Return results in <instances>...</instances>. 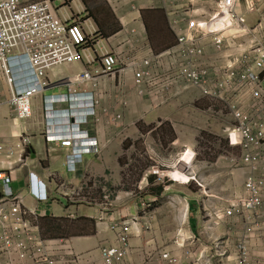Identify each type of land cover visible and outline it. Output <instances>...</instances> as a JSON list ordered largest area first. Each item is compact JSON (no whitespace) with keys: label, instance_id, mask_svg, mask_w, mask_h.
<instances>
[{"label":"crops","instance_id":"0c3cea01","mask_svg":"<svg viewBox=\"0 0 264 264\" xmlns=\"http://www.w3.org/2000/svg\"><path fill=\"white\" fill-rule=\"evenodd\" d=\"M257 1L258 9L252 12L247 8L248 0H241L238 7V12L246 19V32L242 30L227 33L221 49H217L210 40L201 42L206 47L205 54L200 57L203 64L222 68L242 52L252 54L255 52L254 48L264 43V0ZM103 2L118 22V29L110 35L102 36L93 18L87 16L83 24L86 26L92 22L97 30L91 49L96 56L95 61L87 65L85 60H77L49 69L46 74L48 85L31 98L30 116L21 118L13 112L8 103L9 86L0 73V142L18 146L23 152L26 149L23 162L17 161L13 168L7 169L12 175L10 187L13 192L21 195L26 206L35 210L36 216L32 219L38 220L42 237H64L77 252L88 255L90 260L98 264L102 259L101 249L118 244L115 233L106 226L111 221V216L117 214L115 215L117 217L118 213L126 219L134 217L136 221L132 226L127 254L122 262L114 264H191L185 253L192 243L199 240L197 230L204 225L198 216L204 204L198 198L197 191L192 190L193 179L188 182L169 180L166 183H159L154 174L148 173V167L161 163L171 171L184 170L188 176H196V173L200 176L205 174L207 178H215L214 184L209 187L210 191L211 186L215 192H222L229 185L237 186L238 190L234 192H238L241 185L244 189V179L247 176L252 175L256 178L262 176V164L251 168L250 164L240 162V151L237 154L218 153L212 159H205L198 156L193 147L201 133L217 135L226 133L225 127L231 124L233 119L227 108V100L239 103L253 117L262 116L261 119H264V104L253 96L252 88L248 87L227 90L225 99H212L201 95L194 87H189L169 93L164 102L153 106V96L149 93L141 94L134 83V68H141L144 58H151L152 54H155V64H151V69L156 73L166 72L175 63L177 57L167 51L176 43V36L171 27L173 20L178 19L185 28L186 21L183 17L186 15L196 19L208 17L215 10V0H103ZM84 6L85 3L81 4L79 0H75L64 10L70 12L72 16L81 18L88 13L85 12ZM157 9L164 10L162 15L156 11ZM84 12L85 14H82ZM150 12L151 14L147 15ZM155 12L160 18L159 21ZM161 28L164 29V33L168 31L171 34L172 41L169 42L163 33L162 40L159 41L158 35L153 45L150 36L153 32L155 35V29L163 31ZM101 45L116 52L120 59L119 66L126 65V69L114 75L102 76L94 87L88 82L76 86L77 82L74 79L70 81V77L86 68L101 66L98 56ZM70 86H76L78 91L93 92L98 100L96 113L89 115L86 122L80 125L81 129L96 138L98 148L93 145L89 150L82 152L81 159L76 155V148L74 150L73 147L63 146L58 139L49 136L52 129L49 127L52 119L47 112L49 96L66 94ZM54 105L55 108L62 109L69 107V102L56 101ZM75 120L76 116L72 118V121ZM58 126L57 133L61 131L63 134L67 129ZM160 138L164 141L161 142ZM136 142H151L155 145L153 162L146 166L138 165L139 173L135 187L140 189L136 193L142 195L137 197L133 194L134 190H131L123 180V169L129 159L125 154L129 148L135 147ZM158 142L167 145L158 148ZM127 143H130L129 148L126 147ZM226 143L232 149H240L230 145L228 138ZM182 146L194 152L192 161L181 158L184 151L180 153L178 151L174 155ZM262 151L264 153V145ZM261 160L263 161L264 157ZM173 161L177 162V167L170 165ZM208 161L210 165L203 163ZM4 165L7 167L8 163L4 162ZM34 173L48 182L46 189L41 185H38V188L45 191L49 189V200H38L30 194L29 188L34 189V185L30 184V177ZM92 176L102 177L106 187L115 188L111 198L114 203L112 207L118 206L120 211L108 212L103 206L108 205V202H91L90 198L93 197L91 187L87 194L84 193L78 198V202H73L68 197L72 190L83 185V182ZM199 182L197 183L201 187L200 192L203 191V187L207 190L206 185ZM157 183L163 187L159 196H171L172 200L155 207V200L158 197ZM2 187L3 183L0 180V190ZM102 189L106 188L103 186ZM261 191L264 195V186ZM143 203L150 206H142ZM192 204L196 209H192ZM187 206L189 215L186 220L180 221V210ZM64 217L71 218L68 221L75 220L81 225H84L85 221H90L96 224L95 230L92 228L90 232H85V229H82V232L72 233L65 229V232L61 231V234H58L52 229L47 230V234L44 233L46 221L51 219L64 223L60 220ZM161 218H165L164 222ZM210 220L212 227L219 226L213 224L212 218ZM253 220L258 225L256 231L245 238L244 228L238 232L233 228L232 240L235 246L237 240L244 237L252 264H264V214ZM167 222L172 226L170 229L166 227ZM163 251L178 257V261L170 262L168 258H163ZM232 263L236 264L235 255Z\"/></svg>","mask_w":264,"mask_h":264},{"label":"built area","instance_id":"2783aa9c","mask_svg":"<svg viewBox=\"0 0 264 264\" xmlns=\"http://www.w3.org/2000/svg\"><path fill=\"white\" fill-rule=\"evenodd\" d=\"M74 1L0 0V73L9 86L8 103L21 118L31 115V98L48 85L46 74L49 69L77 60H85L87 65H91L96 59L91 51L97 35L94 24L91 22L85 26L64 10L68 8V3ZM248 1L249 12L258 9L257 0ZM215 2V10L208 17H183L185 28L178 19L173 20L171 27L176 43L167 51L177 59L169 70L156 73L151 69V64H155V54L151 58H144L141 68H134V83L141 94L153 96V106L164 102L169 93L189 87L198 88L213 99H225V92L229 89L248 87L252 88L253 96L264 104V43L254 48L252 54L242 52L222 68L205 65L200 60L206 50L202 41L210 40L217 49H221L227 33L246 32L245 16L238 12L241 0ZM100 49L98 56L101 66L86 68L69 78L77 82L76 86L88 82L94 87L102 76L114 75L126 69V65L119 66L120 59L116 52L103 45ZM215 74L217 76L213 77ZM76 86H70L66 94L49 96L47 112L52 119L49 136L58 139L63 146L77 149L76 155L79 156L93 145L98 148L96 138L80 127L89 115L96 113L98 100L93 92L78 91ZM56 101L69 102V107L55 108ZM226 103L235 119L234 123L225 127L228 142L240 148V162L250 164L251 168L262 164V176L260 179L247 176L244 181L246 195L233 201L229 207L217 210L212 221L215 225H223L225 217L247 210L243 223H238L244 228V237L247 238L258 227L253 220L258 211L264 214V195L261 191L264 186V160H261L264 157V119H261L262 116L253 117L235 101L227 100ZM75 116L76 120L72 121ZM57 125L58 128L66 127V131L57 133ZM187 151L184 150L181 158ZM22 155L23 149L18 146L0 142V180L3 183L0 190V264H98L90 260L88 255L77 252L64 237H42L38 220L32 219L36 216L35 210L26 206L21 195L10 187L12 175L7 169L13 168L17 161L23 162ZM4 162L8 163L7 167ZM170 165L177 167V162L173 161ZM168 169L164 164L155 163L148 167V173L154 174L158 181H179L170 174L174 170ZM188 177L185 181L193 179L199 182L194 175ZM30 183L34 185V189L29 188L33 197L49 200L48 192L38 188L36 178L32 175ZM148 206V203L145 204V207ZM180 213L188 217L189 207L181 209ZM135 221L136 218L130 217L111 225L118 244L101 249L99 264L123 261ZM234 224H231L232 227ZM244 237L233 245L232 260L235 255L236 264H252ZM162 257L168 258L170 262L178 261V257L171 256L167 251L162 252Z\"/></svg>","mask_w":264,"mask_h":264},{"label":"rangeland","instance_id":"374dc122","mask_svg":"<svg viewBox=\"0 0 264 264\" xmlns=\"http://www.w3.org/2000/svg\"><path fill=\"white\" fill-rule=\"evenodd\" d=\"M87 1H88V3H87L88 5L85 4L86 7L84 6L85 7L84 10H85V12H88V13L86 14L85 17H82L81 19H78L79 16L74 15L73 16L74 18L77 17L76 21L82 23L87 16H90L95 21V23L99 29V33L102 36L110 35L113 32H115L118 29L117 28L118 22L116 21L114 15L109 10L108 6L103 2V0H87ZM79 2L81 4H84L83 0H79ZM68 5H70V4L68 3ZM156 11H158L159 14H161V15L164 12V10H162V9H157ZM85 12L82 14H85ZM161 26H162V23H161ZM161 29L163 31H159V37H160L159 41L162 40V35L164 33V29L163 28H161ZM166 36L168 37L169 42H171L172 36L168 31H166L164 33V37H166ZM215 76H217V75L216 74L213 75V77H215ZM195 89L198 90V92L201 95L206 96V97H210V96L202 93L198 88H195ZM229 113H230V111H229ZM231 116H232V114H231ZM232 118L233 119L232 120L230 119V120L232 123H234L235 119L233 116H232ZM222 132L224 133L223 130H222ZM225 138H226V133H224L223 135L210 134V133L202 134L201 133V135L198 136L197 143L195 144L193 149L195 150V152L197 153L198 156H201V158H205V159H212L218 153H223V154H228L230 152H233L234 154L239 153L240 149H236V148L232 149L229 145H227V143H226L227 138L226 139ZM160 140H161V142L164 141L163 138H160ZM130 143H127L126 147L129 148ZM166 145H167L166 143H164L162 145L160 142H158V148L166 147ZM25 150H24V152H25ZM184 150H185V147L182 146L177 151L174 152V155L178 151L180 153ZM24 152L22 155V159H24ZM127 152L128 153L125 154V156L129 157V159L126 162L127 165L123 169V174H124L123 180L127 183V186L129 188H131V190H134L133 194L135 197H137V196L142 195V194H139L138 192L136 193V191L140 190V189L138 187H137L138 189L135 187L136 186V183H135L136 179H138L137 174L139 173L138 165L146 166V165H149L153 162L152 159L155 156V145L151 144V142H148V143L136 142L135 147L129 148L127 150ZM193 154H194V152H192L191 150L188 149L187 153L184 154L182 159L192 161ZM80 156L81 155L78 156L79 159H81ZM209 161L203 162V163L206 165L207 164L210 165ZM151 165H153V164H151ZM170 174L172 176H174L175 178L181 180V181L188 180V178H189L188 175L185 174V172L180 171V170L179 171L176 170L174 172H171ZM31 175H32V177L34 176L35 178L43 179L36 173L31 174ZM196 176H197V179L202 184L206 185V187H207V190H205V188L203 187V191L200 192V188H201L200 185L196 181H194V180L192 181L191 187H192L193 192L197 191V194L199 196L198 198H200V200L205 203V207L202 206V211L199 212V214H198L200 221L204 225H203V227L202 226L199 227V229L197 230V232H199L198 236H200L199 240L190 245V248H188L185 255L187 258H189L191 264H233L232 263V261H233L232 260V253H233L234 243L232 240V237H233L232 236V229L236 228L237 232L239 229H243V227L238 223H243V220L247 214V210L241 211V212H239V214H236L234 216L225 217L224 218V224L219 225L217 227H212L210 219L215 216L214 215L215 212L217 210H219L220 208L225 209V208L229 207L233 201H235L239 198H243L246 195L245 190L243 189V186L241 185L240 190L238 192H234L237 189V186L229 185V186L225 187L222 192L213 191L212 186H211V191H210L209 187H210V185L214 184L215 178H212V177L207 178L205 176V174L200 176L198 173H196ZM257 178L260 179L261 176L257 177ZM169 179H172V178H169ZM30 180H31V177H30ZM43 180L46 181L45 179H43ZM158 182L160 183L162 181H158ZM163 182H168V181H163ZM159 183H157L156 186H158ZM104 184H105V182H104L102 177H99V176L89 177V178H87V180H85L83 182V185L81 184L78 187H76L75 190H72V192L68 194V197L73 202H76V201L78 202V198L80 196H83L84 193L87 194V192L93 188L92 189V192H93L92 196L93 197L90 198L91 202H96V201L108 202V205H103V206H105V208H107L108 212L112 211V213H113V212L120 211V209H119L120 207L119 208H118V206L112 207L114 203H113V200L111 198H113L112 194L115 193V191L113 190L115 188L113 186H112V188H108ZM103 186L106 188L105 190L102 189ZM90 187H91V189H90ZM226 189H228V190H226ZM98 190H100V191L97 192ZM47 192L49 194V189L46 191V193ZM109 194H111V195H109ZM94 196L96 198H94ZM170 197L171 196H169V197L168 196L167 197L166 196H159V193H158V197H156L157 199L155 200V207L159 206V205H163L167 200H172V198H170ZM109 202L112 203V205H110ZM143 205H144V203L142 204V206ZM192 209L193 210L196 209L194 204H192ZM120 214L121 213H118L117 217H115V215H117V214H113L111 216V221L109 222V224L106 225L107 227L110 225L109 228L113 232H114V230L111 228L112 224L121 223L122 221L126 220V217H123ZM166 215L167 214H164V216H166ZM261 215H263V213L261 210H259L257 213V216H261ZM73 218H75V217H72V219ZM179 218H180V221H181V219L186 220L185 216L181 215V214H179ZM66 219L67 218H65V220ZM69 219L71 220V218H68L67 221ZM164 219L165 218H161V221L164 222L163 221ZM85 222H84L85 223L84 225H81V223H78L75 220L68 221L67 229L72 231V233L73 232H82L81 231L82 229H85L84 230L85 232H90L92 228L95 230L96 224H92L90 221H85ZM232 223H235L233 227L231 225ZM41 224H43V222H41ZM100 226H102V225H100ZM166 227H168L170 229L172 226L167 222ZM239 234L241 235L242 231ZM175 255H177V253Z\"/></svg>","mask_w":264,"mask_h":264},{"label":"trees","instance_id":"16d2710c","mask_svg":"<svg viewBox=\"0 0 264 264\" xmlns=\"http://www.w3.org/2000/svg\"><path fill=\"white\" fill-rule=\"evenodd\" d=\"M83 2L85 4L88 3L87 0H83ZM150 14H151V12L147 13V15H150ZM155 16L158 18V21H159L160 18L157 16L156 12H155ZM158 35H159V31L157 29H155V35H154V32H153V35L150 36V40H151L152 43H155V41L157 40ZM162 189H163L162 184H159L157 186L156 192L159 193ZM60 220H63L64 223L53 221L51 219L46 221L44 223V225H45L44 233L47 234V230H52V229L54 230L55 233H58V234H61V231L65 232V229H67L68 221H67V219L65 220V218H60ZM67 231L72 232V231H70L68 229H67Z\"/></svg>","mask_w":264,"mask_h":264},{"label":"clouds","instance_id":"9594fccd","mask_svg":"<svg viewBox=\"0 0 264 264\" xmlns=\"http://www.w3.org/2000/svg\"><path fill=\"white\" fill-rule=\"evenodd\" d=\"M37 184L41 185L42 188L46 189L48 186V182L44 181L43 179L36 178Z\"/></svg>","mask_w":264,"mask_h":264},{"label":"bare ground","instance_id":"6f19581e","mask_svg":"<svg viewBox=\"0 0 264 264\" xmlns=\"http://www.w3.org/2000/svg\"><path fill=\"white\" fill-rule=\"evenodd\" d=\"M233 158V157H232ZM229 159V158H228ZM245 172V171H244ZM246 178V177H245ZM245 180V179H244ZM32 188V187H31ZM242 193V192H241ZM144 199V198H143ZM139 205V204H138ZM145 206V205H144ZM123 220V219H122ZM111 224V223H110ZM110 226V225H109ZM103 247V246H102Z\"/></svg>","mask_w":264,"mask_h":264}]
</instances>
